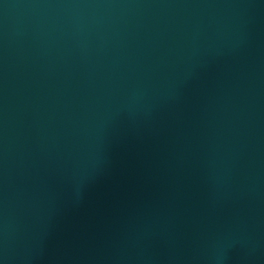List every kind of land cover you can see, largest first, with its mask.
<instances>
[{
    "label": "water",
    "instance_id": "1",
    "mask_svg": "<svg viewBox=\"0 0 264 264\" xmlns=\"http://www.w3.org/2000/svg\"><path fill=\"white\" fill-rule=\"evenodd\" d=\"M0 264H264V0H0Z\"/></svg>",
    "mask_w": 264,
    "mask_h": 264
}]
</instances>
